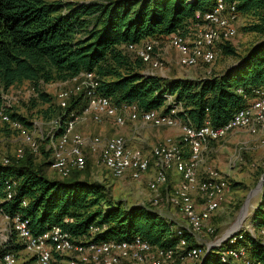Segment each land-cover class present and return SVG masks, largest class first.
I'll return each instance as SVG.
<instances>
[{"label":"trees","instance_id":"16d2710c","mask_svg":"<svg viewBox=\"0 0 264 264\" xmlns=\"http://www.w3.org/2000/svg\"><path fill=\"white\" fill-rule=\"evenodd\" d=\"M225 2L235 4L241 15L252 17L254 21L245 30L262 39L236 68L208 79L176 80L144 73L143 61L126 47L185 29L194 23L197 12H211L217 0H109L106 4L0 0V113L5 108L3 93L16 85L28 82L42 102L52 103L55 99L43 92V85L66 82L89 72L98 76L99 92L116 105L136 104L142 111H159L167 101L166 95H175L186 108L180 117L197 128L206 119L213 127H222L246 107L244 96L264 90V0ZM222 52L236 55L228 44L222 45ZM87 104L85 96L78 95L67 109L57 105L55 120L61 127L56 136L62 134L67 115L72 111L82 113ZM4 112L12 121L29 126L24 117L10 109ZM169 112L167 109L164 113ZM3 123L10 129V123ZM45 148L41 153L47 161L41 166L34 164L35 154L28 147L23 158L8 157L9 164L0 163V198L6 197L8 181L18 183L13 198L2 205L4 212L28 220L34 235L61 226L80 237L89 235L95 225L105 228L95 235L96 242L139 236L160 247L177 243L172 223L150 203L125 208L108 199L102 184L74 176L49 179L50 154ZM251 222L257 231H264V187ZM240 235L244 236L240 243L248 247L251 263L264 264V234ZM14 243L15 239L11 240L3 251L18 250ZM218 251H210L202 264H223Z\"/></svg>","mask_w":264,"mask_h":264},{"label":"built area","instance_id":"2783aa9c","mask_svg":"<svg viewBox=\"0 0 264 264\" xmlns=\"http://www.w3.org/2000/svg\"><path fill=\"white\" fill-rule=\"evenodd\" d=\"M239 16L235 4L217 0L211 12L196 13L193 27L189 25L166 38L145 39L139 44L128 45L126 49L145 65L154 68L160 67L155 57L163 50L164 44L177 51L178 64L182 68L212 65L222 54V45L237 36ZM63 84L72 86L61 90L56 96L62 109H67L78 95H84L88 104L82 113L72 111L67 115L62 134L56 136L61 127L56 121L48 135L52 137L45 145L50 154L49 169L61 179L70 178L74 172H82L87 168L85 139L77 132L79 124L87 121L98 124L109 122L123 128L129 124L144 123L158 129L178 128L181 131L179 143L169 139L154 147L150 154L132 148L123 136L106 139L98 136L92 144V152L99 153L104 168L116 178L129 177L140 181L151 171L154 172L148 183L151 192L149 203L154 209H167L177 243L160 247L139 236L131 240L96 242L95 235L105 228L95 225L90 227L89 235L80 237L69 234L61 226L34 235L28 220L21 215L10 217L4 212L2 205L13 198L18 184L11 180L6 183V197L0 198V224L7 223L0 232H3V236L8 233L7 238L4 236L7 243L15 239L14 244L19 249L0 250V264H18L22 253H27L26 264H178L200 262L213 247L219 250L223 264H252L248 247L239 241L241 237L232 238L226 247L204 245L203 235L213 233L210 221L218 212L230 186L217 169L202 168L205 165V151L212 143L225 139L231 132L245 130L252 136L263 135L264 147V90H255L252 96H244L246 107L224 126L215 128L210 119H206L197 128L174 110L162 113L142 111L136 104H114L99 92L100 81L95 73H81ZM239 93L243 94V91L239 90ZM1 116L4 122L10 123L11 128L20 133L24 144L34 154L40 153V147L30 132L33 128L28 129L19 121H12L4 110ZM23 156L24 150L19 149L16 158L21 159ZM4 163L9 164V160L4 159ZM171 173L180 176L179 183L174 187L169 186ZM24 205L27 203L24 202ZM69 221L66 219V222ZM259 234H264V231Z\"/></svg>","mask_w":264,"mask_h":264},{"label":"rangeland","instance_id":"374dc122","mask_svg":"<svg viewBox=\"0 0 264 264\" xmlns=\"http://www.w3.org/2000/svg\"><path fill=\"white\" fill-rule=\"evenodd\" d=\"M47 1L82 3L94 2L106 4L109 0ZM253 21L252 17L240 14L236 23L238 34L227 43L235 50L236 55L228 56L222 52L216 62L212 65L197 68H182L178 64L179 56L177 51L169 47V45L164 44L162 47L163 50H161L159 55L155 57L156 60L159 61L160 67L154 68L151 65H145V67L142 68V71L149 75L164 78L167 77L169 79L176 80H199L217 77L229 69L236 68L249 49L262 39L260 35L245 30V28ZM190 26L193 27V24H190ZM63 83L64 82H53L43 85V92L55 99L52 103L42 102L32 88V85L28 82L16 85L7 93H3V99L5 101L4 109H10L12 113L24 117L29 123V126L27 127L28 129L34 126L30 132L40 147V153L35 154L33 157L34 164L37 166H41L47 161L46 156L41 153V149L45 148V145H48V143L52 140V137H49L48 135L54 128V123L56 122L55 118L59 113L56 96L61 90H64L65 88L69 89L72 86H65ZM166 96L167 101L165 105L159 109L160 112H166L167 109H170V111L174 110L177 114L186 112L184 104H179L175 95ZM9 128L10 129H7L5 127L0 113V163L8 157L15 158L19 149L25 150L26 153L27 147L29 148V146L24 144L20 133L11 127ZM171 130L179 129L173 128ZM103 131L110 132V134L115 133L113 136L122 135L121 133L114 132V128L110 126H105ZM151 131L153 132V130ZM154 131H159V134H163L167 132L168 129L155 128ZM96 133L98 134L101 132ZM180 136L181 131L179 130V134H177V136H172L171 140L174 143H179L181 141ZM166 139L164 140L165 142ZM262 140L263 135L259 134L252 136L245 130H237L231 132L225 139L212 143L208 150L205 151V165L202 169L212 168L220 171L223 176L226 177L230 189L223 202L220 204L217 214L210 221L209 226L213 229V233H205L203 235L204 245L210 244L217 247L218 245L226 247L228 246V241L234 237H241V240L239 241H243L244 236L240 235L241 232H248L252 236L259 234L260 231H257L256 228L251 226V219L255 208L260 203L262 191L254 194L250 199L247 213L245 214L244 221L241 224L237 235L235 234L222 244L219 243V241L224 239L226 235L233 233L236 229L240 212L246 203L249 194L254 191L259 183L264 179V147L262 146ZM165 142H160V144H164ZM100 159V155L94 159H87L86 170L82 172H74L72 176L91 183L104 185L108 199H110L113 203H120L125 208L146 205L149 203L151 197L148 196L150 190L147 186V180H142L140 182L134 180L132 181L129 177L116 178L104 168ZM47 177L49 179H61V177L56 172L50 170L49 167L47 168ZM165 209L166 208L158 207L155 210L158 213H161L160 211H165ZM3 223L0 224V230L7 226V223H4V225ZM4 236L7 238L8 233L6 232ZM4 236L3 232H0V250L4 249L7 244V240ZM25 254L22 253L20 255L18 264H26L25 257L27 256ZM201 263L202 261H187L178 264ZM235 264H239V262Z\"/></svg>","mask_w":264,"mask_h":264},{"label":"crops","instance_id":"0c3cea01","mask_svg":"<svg viewBox=\"0 0 264 264\" xmlns=\"http://www.w3.org/2000/svg\"><path fill=\"white\" fill-rule=\"evenodd\" d=\"M105 126L113 127L114 132L122 134V135H116V136H123V137L125 136L129 145L132 148L142 149L147 154H150L152 149L158 146L160 142H165L164 140L166 138H167L166 141H168L169 139H171L172 136H177V134H179V130H171V129H168V131L163 134H159V131H154L155 128H153L152 126L146 125L144 123L129 124L126 127L119 128L113 125L112 123H108V122L103 123V124H98L93 121H88L86 123H82L77 126V132L80 133L85 139L84 152L88 160L94 159L99 156V153L92 152V144H93V139L95 137L99 136V137L106 139L107 137H112L113 135H115V133L110 134V132L103 131ZM151 130H153V132ZM96 132H101V133L97 134ZM153 175H154V172L151 171V173L148 176H145L142 180H147V182L149 183ZM142 180H140V182ZM179 181H180V176L176 173H171L169 186L174 187L175 184L179 183ZM148 183H147V186H148ZM148 196L151 197V192H149ZM160 212H161L160 215L168 219L169 213L167 209H165V211H160Z\"/></svg>","mask_w":264,"mask_h":264},{"label":"water","instance_id":"95a60500","mask_svg":"<svg viewBox=\"0 0 264 264\" xmlns=\"http://www.w3.org/2000/svg\"><path fill=\"white\" fill-rule=\"evenodd\" d=\"M263 187H264V179L259 183V185L257 186V188L249 194V196H248V198H247V201H246V203L244 204V206H243V208H242V210H241V212H240V215H239V218H238V222H237V224H236V229L233 231V233H230V234L226 235L224 239L220 240V241H219L220 244H222L223 242H225L226 240H228L229 238H231V237L234 236L235 234L237 235V233H238V231H239V229H240V227H241V224H242L243 221H244L245 214L247 213L248 205H249L250 199L252 198V196H253L254 194H257V193L261 192V191L263 190ZM214 248H215V247H214ZM212 249H213V248H211L210 250H212ZM210 250H209V252H210ZM209 252H208V253H209ZM207 255H208V254H207ZM207 255H206V256H207ZM206 256L203 258L202 262L204 261V259L206 258ZM201 264H202V263H201Z\"/></svg>","mask_w":264,"mask_h":264}]
</instances>
